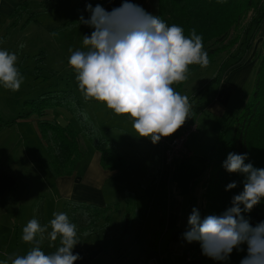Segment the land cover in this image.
Returning <instances> with one entry per match:
<instances>
[{"label": "clouds", "instance_id": "1", "mask_svg": "<svg viewBox=\"0 0 264 264\" xmlns=\"http://www.w3.org/2000/svg\"><path fill=\"white\" fill-rule=\"evenodd\" d=\"M86 11L89 18L81 15L79 20L93 31L84 35L83 49H69L68 58L83 98L103 103L116 115H128L136 135L153 143L174 134L191 112L189 98L174 85L188 79L190 66L209 64L202 36L194 28L185 35L183 27L168 25L129 0L111 11L88 3ZM17 61L16 52L0 48V87L11 92H18L25 79ZM246 158L247 153L230 152L222 164L228 172L244 175L243 191L233 196L231 206L220 215L201 218L194 207L183 237L189 243L200 242L203 254L214 260H226L234 248L246 244L247 255L240 264H264V221L253 226L243 215L264 199V168L245 163ZM235 187L237 182L232 181L226 190ZM53 216L48 235L51 241H60L54 252L41 250L48 225L33 218L22 229V241L32 248L0 264H74L80 259L73 254L80 242L77 225L67 213Z\"/></svg>", "mask_w": 264, "mask_h": 264}, {"label": "crops", "instance_id": "2", "mask_svg": "<svg viewBox=\"0 0 264 264\" xmlns=\"http://www.w3.org/2000/svg\"><path fill=\"white\" fill-rule=\"evenodd\" d=\"M21 1L0 0V16L10 19L12 12ZM30 1L32 0H29V10L32 9ZM67 1L71 2L70 8L72 11L78 0H40L42 5L37 10L42 13L49 12L52 9L61 8ZM83 1L91 3L93 7L96 4H101L108 11L119 7L123 3V0ZM143 1L129 0L131 3L146 7L152 15H156L158 12V0H156V5H153V7L145 3V5H142L143 3L141 2ZM48 9L49 11H47ZM261 49L262 42L257 46L254 58L253 56L248 58L247 55L245 60H252L256 63ZM245 69L247 68H235L225 71L221 78L214 83L213 87L211 88L210 86V89L203 96H200L199 104L195 105L193 103L194 108L186 121L188 123L196 122L199 126V133L193 141L190 140L188 143L191 156L177 161L170 168L166 177L161 174L159 182L147 189L153 190V199L148 205V216L146 214L144 217V223L146 224L152 220L149 223V227L143 226L140 228L142 230L141 233L147 230L146 240H149V242H140V240L136 242L140 238V234H135L137 236L128 238L129 234H127L119 240H115V235L112 234L110 242L102 243L95 239L98 233L96 232L87 241L77 243L74 246L73 254L78 253L81 257L74 264H139V262L147 263L153 258H157L166 264H204L194 251L193 242L189 243L183 237V233L188 227V217L190 215L186 204L192 194L197 197L198 202H203L205 188L202 184L194 185L196 180L206 171L208 164L207 156L200 151L206 148L205 135L203 133L204 130L208 131L211 128L216 134L217 130L223 125L228 111L231 108H235L236 104L242 100L240 88L247 78ZM103 109L107 113L106 116H103ZM103 109L96 102L91 107V111H88V109L87 111L98 124L101 133L113 140L121 153H124L123 155L129 162L128 170L125 172L118 171V169H105L101 164V152L95 149L91 143H87V141L84 143L85 154L76 164L74 172L70 175H57L49 166V156L46 154L45 148H43L45 145L42 138L40 137V139L33 130H30L31 137L27 133L28 129H31L28 123L34 126L36 122L32 121L31 117H25L19 118L12 125L23 128V141L26 149L34 153L36 166L45 174L40 181L43 184L47 182L49 196L45 199L44 194H42L41 204L38 209L40 216H37L38 211H33V209L22 211L19 195L16 194L14 189L19 178L26 180L27 177L26 175H21L20 169L7 157H5L4 161H0V261L16 255H24L32 248V244L22 241V229L33 218L37 219L42 226L48 225L47 231L41 240V250L45 254L54 252L60 241L59 238L56 241L50 240L48 235L51 231L50 220L54 218L53 213L65 211L69 200L100 206H105L115 201L119 204V198H124V192L127 188L125 183L126 181L130 182L127 177H137L136 181H138L149 170V164L145 168L142 164L139 166L133 165L130 156L126 153V149L123 150V145H121V140L124 137L129 142H126V147H131L134 143H138L135 142L136 139H141L146 145L155 144L156 150L160 151L162 140L170 139L175 134L169 137H161L157 143H153L148 137L136 135L128 115H116L112 110L107 109L105 105ZM59 112L60 109L48 111L47 116L51 115V117L58 120ZM99 120L106 125V131L102 128ZM71 121L74 122V119ZM9 128L11 127L7 128L6 126L0 130L6 131ZM113 128H116V130L111 132ZM26 154L31 157L27 152ZM139 161H143L142 157H139ZM136 173H140V175L138 176ZM15 199L18 202L14 201ZM126 254L135 261L128 262V259L124 257Z\"/></svg>", "mask_w": 264, "mask_h": 264}, {"label": "trees", "instance_id": "3", "mask_svg": "<svg viewBox=\"0 0 264 264\" xmlns=\"http://www.w3.org/2000/svg\"><path fill=\"white\" fill-rule=\"evenodd\" d=\"M86 4L88 2L78 0L71 11V17L54 32L60 29H71L78 23L92 32L91 27L79 20L81 15L85 19L90 16V13L86 11ZM141 7L151 14L146 7ZM28 9L29 1L22 0L12 12V16L22 14ZM29 13L28 21L35 18L36 11ZM156 16L168 25L177 24L183 27L185 35H190L191 29L194 28L197 34L202 36L209 64L206 67L190 66L188 79L198 69L219 63L216 74L194 94L193 103L197 104L200 96H203L209 87L219 80L226 69L238 67L242 63L243 51L249 47L264 21V0H158ZM26 57L28 56H24L21 62ZM40 58L43 57L40 56ZM34 73L37 78L43 76V68L37 66L34 68ZM187 80L174 85V88L181 93ZM194 104H191V110ZM24 106L29 108L28 111L12 120L4 121L0 117V129L12 125L19 118H28L31 115L37 117L41 138L49 154V165L55 174L70 175L74 172L76 164L86 151L81 137H85L95 149L101 152V164L105 169H118L123 172L128 170L127 158L113 140L101 133L82 100L71 88L47 90L36 98L26 100ZM52 108L65 110L74 122L63 125L57 120L44 118ZM196 125L199 132V126L197 123ZM230 152L247 153L245 163H252L256 168H264V38L254 88L236 109L231 108L228 111L223 125L217 130L216 142L207 156L206 171L194 184L195 186L202 184L205 188L203 202L199 206L197 197L192 194L186 204L190 214L195 207L199 209L201 218L213 214L220 215L231 206L233 196L243 191L244 175L230 173L222 166ZM169 170L170 168L164 166L162 160L159 165L150 166L147 174L141 179L143 187L155 186L159 182L160 175L166 177ZM232 181L237 182V187L226 190V186ZM134 193L130 191L132 199L129 195L126 198L127 207L134 200ZM119 207L118 203L100 206L69 200L65 211L70 218L79 217L85 220L87 224L82 227L84 232L94 233L99 229V221L108 223ZM243 215L253 226L264 221V199ZM132 218L131 212L127 211L124 214L119 231L114 236L115 240L124 238L129 233ZM193 249L204 264H240L247 255L246 244L240 245L238 249L234 248L226 260H214L204 255L198 241H193Z\"/></svg>", "mask_w": 264, "mask_h": 264}, {"label": "rangeland", "instance_id": "4", "mask_svg": "<svg viewBox=\"0 0 264 264\" xmlns=\"http://www.w3.org/2000/svg\"><path fill=\"white\" fill-rule=\"evenodd\" d=\"M29 1V0H28ZM158 2V1H157ZM30 5L32 7L31 10L24 11L22 14L18 13L15 16L7 17L0 16V48L7 49L11 52H16L18 54L17 66L21 71L22 75L25 77L24 83L22 84L20 90L18 92H11L9 90H5L0 87V117L4 121H9L16 118L19 114H23L28 111V107L24 106V102L28 99L36 98L41 93L52 90V89H66L71 88L75 93L80 97L85 107H87L88 111H91V107L97 102L95 100H85L78 89V83L75 80V73L72 68L68 64V58L71 55L69 49L77 50L83 49V38L84 35H91V32L86 29L81 23L78 25L74 24L71 29H60L57 30V34L55 37L51 34L57 29L60 25L65 22L70 17V1H67L61 8L52 9L49 12H39V9L42 5L40 0H32L30 1ZM142 5H149L153 7L156 5V0H144ZM145 3V4H144ZM30 8V7H29ZM37 10V11H36ZM36 11L35 18L33 20H29V12ZM264 38V21L261 23L258 28L253 40L251 41L249 47H247L243 52L242 63L240 66L235 68L245 69L246 71V79L245 82L241 86L240 93L243 98H246L252 92L255 83L257 66L259 63V56L255 62L252 60H245L246 56H253L256 48L259 44H261ZM261 39V40H258ZM20 44H24L25 47L22 49L19 48ZM260 47V46H259ZM26 57L23 62H21L22 58ZM37 56V57H35ZM43 57L42 59L40 58ZM35 57V58H34ZM20 65H22L20 67ZM37 66L43 68V76L37 78V75L34 73V68ZM242 67V68H241ZM235 68H228L235 69ZM219 69V63H215L210 65L207 68H201L197 71L193 72L189 79L186 82L185 88L181 91L182 95H186L189 98L190 104H193L195 100L194 94L199 91L205 83L208 82L212 78L213 75L216 74ZM224 71V73H225ZM41 75V74H40ZM221 78V77H220ZM219 78V79H220ZM214 83L211 85L213 87ZM210 89V88H209ZM212 90V89H211ZM210 90V91H211ZM245 96V97H244ZM241 100V101H242ZM239 101L236 104V109L240 104ZM101 109L104 108V104L97 102ZM199 103L195 104L198 105ZM233 107V106H232ZM52 108L50 111H54ZM54 114V113H53ZM107 113L105 109H103V116H106ZM31 120L36 122V125L32 126L30 123L29 126L31 129H28L27 133L30 136V130L36 132L37 136L40 138V130L37 122V117L31 115ZM58 122L65 125L68 122H71V117L69 114L60 109L59 115L57 116ZM44 118L56 120L51 115H46ZM35 119V120H34ZM16 123V122H15ZM99 123L102 125V128L106 131V125L103 121L99 120ZM14 124V123H13ZM12 124V125H13ZM9 125L11 128L4 130H0V161H4L5 157L12 161V163L16 164L20 171L21 175H26V180H21L19 178L17 186L14 191L20 198L21 210L33 209V211H38L37 216H40L39 206L41 204L42 194H44L45 199L49 196V189L47 187V182L44 184L40 181L45 174L39 170L40 168L35 164V156L32 151L26 149L25 142L23 141V128ZM98 125V124H97ZM7 126V128L9 127ZM100 129V128H99ZM26 131V129H24ZM116 128H113L111 132H114ZM101 131V130H100ZM199 133V132H198ZM198 133L194 136H191L190 140L193 141L194 138L198 135ZM205 135V147L200 151L203 152L204 155L208 156L210 153V149L213 144L216 142L217 133L215 134L211 128L210 130H204ZM31 137V136H30ZM82 138V143L87 142L88 140L85 137ZM41 139V138H40ZM127 139L121 140L123 145V150L126 149V153L130 156L133 165L139 166L143 165L149 168L154 165L157 166L159 163H164L163 157V147L161 143L160 151L156 150L155 144L146 145L143 140L136 139L131 147H126L128 141ZM189 140V142H190ZM87 143H90L89 141ZM129 143V142H128ZM44 144V143H43ZM155 146V147H153ZM46 154H48L46 147ZM26 152L31 156L28 157ZM124 154V153H123ZM49 156V154H48ZM139 157H142L143 161H139ZM50 159V158H49ZM174 165V164H173ZM172 165V166H173ZM50 166V165H49ZM171 166V167H172ZM51 168V167H50ZM148 168V169H149ZM135 169V167H134ZM53 171V169L51 168ZM141 171V170H138ZM136 175H140V173H136ZM19 177V176H18ZM130 182L125 183L127 187L124 192V198H119V210L112 214L111 220L108 223H104L99 221V229L97 230V234L95 239L102 243L110 242L112 240V234L116 235L119 231L121 221L123 220L124 214L128 211L131 212L133 218L130 223V233L128 237L137 236L135 234H140V238L136 240L138 242L148 241L147 239V230H144L141 233V228L143 226H148L149 223H144V217L148 216L147 209L148 205L151 203L153 197V190H147L150 187H143L141 183V179L136 181L137 177H127ZM135 191L134 200H132L131 205L127 207L128 202H126V198L132 199L130 197V191ZM42 193H41V192ZM138 191V192H137ZM129 199V200H130ZM14 201H17L15 199ZM115 201L114 203H116ZM46 203V202H45ZM199 206L201 205L200 202ZM113 204V203H110ZM63 213H66L64 211ZM68 215V214H67ZM69 216V215H68ZM36 217V216H35ZM70 218V217H69ZM71 222L77 225V234L80 242H85L90 238L94 233H86L82 229V227L86 226L85 220L81 218L75 219V217L70 218ZM77 220V221H76ZM77 222V223H76ZM50 225V224H49ZM81 228V229H80ZM146 229V228H145ZM137 231V233H135ZM126 238V239H127ZM133 239V238H132ZM131 239V240H132ZM78 242V243H80ZM127 258L128 262L135 261L129 255L126 254L124 256Z\"/></svg>", "mask_w": 264, "mask_h": 264}, {"label": "built area", "instance_id": "5", "mask_svg": "<svg viewBox=\"0 0 264 264\" xmlns=\"http://www.w3.org/2000/svg\"><path fill=\"white\" fill-rule=\"evenodd\" d=\"M198 132L196 123H185L175 132L171 139H164L163 142V157L165 165L171 168L179 160L186 159L191 156L189 148V140L191 136ZM139 264H166L165 262L153 258L147 263L139 262Z\"/></svg>", "mask_w": 264, "mask_h": 264}]
</instances>
